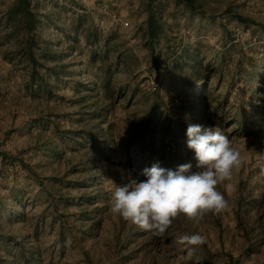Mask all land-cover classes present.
Masks as SVG:
<instances>
[{
	"label": "rangeland",
	"instance_id": "rangeland-1",
	"mask_svg": "<svg viewBox=\"0 0 264 264\" xmlns=\"http://www.w3.org/2000/svg\"><path fill=\"white\" fill-rule=\"evenodd\" d=\"M11 1L0 0V19ZM190 1L33 0L32 30L13 31L0 20V235H21L34 264H264L263 124L237 128L214 118L212 127L242 157L217 186L229 211L198 220L181 214L156 236L109 210L113 182L143 181L154 163L196 170L186 140L177 145L162 134L142 163L131 125L154 101L173 122L187 117L179 106L196 87L187 52L212 69L210 85L228 96L227 111L255 107L264 0ZM98 48L105 57L96 66ZM114 62L118 97L110 107L101 80ZM196 232L205 244L178 242Z\"/></svg>",
	"mask_w": 264,
	"mask_h": 264
},
{
	"label": "clouds",
	"instance_id": "clouds-1",
	"mask_svg": "<svg viewBox=\"0 0 264 264\" xmlns=\"http://www.w3.org/2000/svg\"><path fill=\"white\" fill-rule=\"evenodd\" d=\"M186 138L187 148L194 153L196 170L191 163L173 170L157 162L143 170V181L128 178L121 185L113 182L110 212L162 236L181 214L198 220L208 212L229 211L228 201L217 186L230 180L232 170L242 163L240 149L220 127L189 123ZM178 242L200 246L207 238L196 232L179 237Z\"/></svg>",
	"mask_w": 264,
	"mask_h": 264
},
{
	"label": "trees",
	"instance_id": "trees-1",
	"mask_svg": "<svg viewBox=\"0 0 264 264\" xmlns=\"http://www.w3.org/2000/svg\"><path fill=\"white\" fill-rule=\"evenodd\" d=\"M33 0H12L7 8L4 10L1 19L7 27H11L13 31L32 30L38 23V15L32 5ZM190 1V0H189ZM192 2V0L190 1ZM0 19V20H1ZM105 52V51H104ZM102 48H98L92 55V61L94 65L98 66L96 61L102 60L105 54ZM194 56V57H193ZM194 58L191 63V74L194 77V82H190V87L196 84L192 93H188L180 104V108L185 110L187 117L175 119L173 122V116L167 115L165 112H159V102L154 101L152 105L145 109L143 114L139 116L138 124H131L137 127L138 133H134L132 138L136 137L137 151L142 155L140 161L144 163L148 161L151 154L155 151L157 146V138L160 134L170 137L173 144H179L180 140H186V129L189 123L200 124L205 127H212L215 116H219L224 121L227 119L228 124H234L237 128L241 126H250L252 124L264 125V55H262L263 61H256L252 67L254 87L251 91L252 100L255 103V107L247 109L246 107H239L238 110L229 109L228 96L220 97L217 91L212 89L210 81L213 77L212 69L204 66V60L199 57L198 52H187L186 59L190 60ZM105 61L103 64L105 65ZM114 63L107 64L106 75L102 78L103 89L101 93H104L108 97V106H112L113 101L118 97L115 93V87L113 85V79L111 76L114 73ZM93 66V69L96 68ZM95 82L91 81L88 89H94ZM97 84V82H96ZM100 84V83H98ZM121 86V85H120ZM121 88V87H120ZM105 97H101L104 101ZM98 105L93 112L99 110ZM106 106V105H104ZM234 107V106H233ZM102 117V114H99ZM255 117L258 118L255 120ZM103 120V119H102ZM104 122V121H102ZM164 122V124H163ZM110 127H102L101 130L105 132V141L102 144L106 145L111 136L109 130L112 127V123H109ZM127 142H130L129 140ZM173 157V161L179 160V156L176 154ZM149 168V167H148ZM2 245L0 246V264H34L35 255L32 254L30 248H26V242L18 233L14 235H0ZM19 254H16V251ZM1 251L5 252V255H1ZM30 253V254H29Z\"/></svg>",
	"mask_w": 264,
	"mask_h": 264
}]
</instances>
